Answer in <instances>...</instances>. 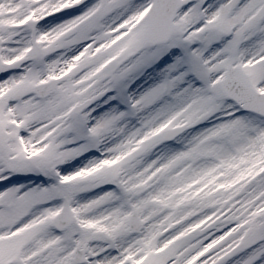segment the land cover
I'll list each match as a JSON object with an SVG mask.
<instances>
[{
    "label": "snow or ice",
    "instance_id": "6c2138e0",
    "mask_svg": "<svg viewBox=\"0 0 264 264\" xmlns=\"http://www.w3.org/2000/svg\"><path fill=\"white\" fill-rule=\"evenodd\" d=\"M0 264H264V0H0Z\"/></svg>",
    "mask_w": 264,
    "mask_h": 264
}]
</instances>
